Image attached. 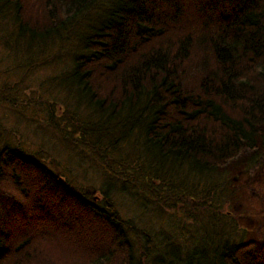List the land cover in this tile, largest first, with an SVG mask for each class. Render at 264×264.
Here are the masks:
<instances>
[{"label": "trees", "instance_id": "16d2710c", "mask_svg": "<svg viewBox=\"0 0 264 264\" xmlns=\"http://www.w3.org/2000/svg\"><path fill=\"white\" fill-rule=\"evenodd\" d=\"M94 1L0 0V12L13 14L14 36L29 49L56 41ZM109 16L53 78L70 87L67 112L84 118L86 102L99 116L72 132L84 141L90 126L118 131L91 134L131 158L141 145L162 161L157 175L264 160V0H126ZM72 184L36 155L0 148V264H137L110 188L100 199ZM216 243L186 261L167 243L169 256L155 264H264L255 241Z\"/></svg>", "mask_w": 264, "mask_h": 264}, {"label": "rangeland", "instance_id": "374dc122", "mask_svg": "<svg viewBox=\"0 0 264 264\" xmlns=\"http://www.w3.org/2000/svg\"><path fill=\"white\" fill-rule=\"evenodd\" d=\"M125 1L95 0L61 30L56 41L29 49L14 36L13 14L8 8L0 12V148L9 145L36 155L72 185L100 199L110 188L137 264L167 259V243L169 251L181 250L184 261L202 251L204 244L211 249L220 239L252 240L264 247V160L259 161L258 155L206 173L183 165L176 170L178 177L164 169L157 175V168H164L162 161L146 159L141 145L138 157L131 158L119 142L99 141L91 134L118 131L109 132L104 126L99 133L90 126L84 141L79 129L71 131L73 124L84 123L85 128L86 120L98 122L99 116L86 102L84 118H77L76 111L67 112L62 97L70 87L64 89L63 82L53 78L62 76L69 58L83 52V40ZM56 89L62 94L54 93Z\"/></svg>", "mask_w": 264, "mask_h": 264}]
</instances>
